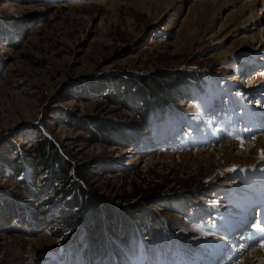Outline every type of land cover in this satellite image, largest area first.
<instances>
[{"label": "rangeland", "instance_id": "374dc122", "mask_svg": "<svg viewBox=\"0 0 264 264\" xmlns=\"http://www.w3.org/2000/svg\"><path fill=\"white\" fill-rule=\"evenodd\" d=\"M244 3L0 0V264H79L82 254L94 264L93 247L132 264L144 245L163 264L252 255L264 207V0L237 19ZM107 127L120 143L102 140ZM44 137L71 162L45 193ZM84 168L85 195L70 204ZM245 211L244 243L234 226ZM88 220L123 226L97 246Z\"/></svg>", "mask_w": 264, "mask_h": 264}, {"label": "trees", "instance_id": "16d2710c", "mask_svg": "<svg viewBox=\"0 0 264 264\" xmlns=\"http://www.w3.org/2000/svg\"><path fill=\"white\" fill-rule=\"evenodd\" d=\"M105 86L106 85H104V83H103L102 86H101V84H97L93 88H94V90H102L103 88L105 89ZM106 130H108L110 132V133H108V134H110L109 137L105 138L103 133L101 134V137H103L102 140L105 143H107V145L110 146V144H112V143L113 144L120 143L119 141H117L116 137L114 135H112L113 131H111L109 129V127H107ZM36 147H37L36 151H37V154H38V158H41L44 161V165L46 167L47 166L50 167L49 168L50 169L49 170V176L47 177V180H46V185H45V187H43V190H42V192L45 193L48 190L47 187L52 184V181L55 180V182H56L55 185H56L58 180H62L63 179V175L65 177V180H66V178H68L67 174H68V170H69V168L71 166V162L67 161L66 158H64V160H63L61 158V156H60L58 147L51 140H49L46 137H44V140L39 141L37 143ZM20 168H22V167H19V166L17 167V169H20ZM58 168H60V169H58ZM87 173H88V168L81 169V171L78 170L77 173L75 172V175H74L75 180L73 182L74 186L76 187L74 189L75 191L70 190V188H69V191H67L68 196L72 197L70 199V201H69L70 204L76 205V204L80 203L79 199L82 198L81 196L85 195V190H84L83 186L85 185V183L89 182V175ZM72 191L75 194H73ZM37 193H40V191H38ZM65 193H66V191H65ZM31 194L33 196H36L35 193H31ZM95 200H97V199L96 198L95 199L91 198L90 202L92 204L93 213L98 214V209L99 208H98L97 201H95ZM107 204L108 203H104L103 205H107ZM104 207H106V206H104ZM110 207H112V206H109V208ZM64 210L65 209H62V211H64ZM68 214L70 216L69 218H75L76 219V215L75 214H72L71 212L68 213ZM95 214H92V215L96 216ZM119 220H115L114 221L115 223L114 222L108 223L109 221H107V223H105L106 225L103 223V227H105V228L100 227V225L98 226V224L95 225L98 228V231L94 228V226H92L90 220H88L86 228L85 227H83V228L85 229V232H88L89 240L90 241L91 240L94 241V242L91 241V244H93V245L96 244L98 246L99 244H105L104 232H106L107 228L109 230H111V232L115 231L114 229H118V227H119V230H121L123 225H122L121 222H119ZM70 224L74 225V227H75V222L74 223H70ZM88 225H91L92 227L88 226ZM99 228H101L100 231H99ZM119 230H116V231H119ZM118 233L119 232H117V234ZM96 249H97L96 247L88 249L87 250L88 253L86 255V256H90V259H93L94 262H96L94 264H115L113 262L110 263V262H107V261L104 260L105 257L107 258L108 255H106L104 258L102 256H98L97 252H99V250H96ZM84 256H85L84 254L81 255L80 263L81 264H89L90 262H87V261H85V259H83Z\"/></svg>", "mask_w": 264, "mask_h": 264}, {"label": "bare ground", "instance_id": "6f19581e", "mask_svg": "<svg viewBox=\"0 0 264 264\" xmlns=\"http://www.w3.org/2000/svg\"><path fill=\"white\" fill-rule=\"evenodd\" d=\"M260 1L261 0H245L244 7H242L241 9H239L235 13V17L237 19H240L241 17H243L244 15H246L245 14V9L247 7H249V8H253V7L256 8L257 7V3L260 2ZM251 17H252L253 20L256 18L255 15H252ZM261 72L259 71L258 73H259L260 76H263V74ZM254 87L255 86H252V88H254ZM261 141H262L261 139L258 140L259 143ZM258 206H260V205H258ZM255 212H257L256 214L260 215V220L257 223H259V225H260L261 228H264V227H262V226H264V207L263 208H256ZM242 219H243V221H241V220L239 221L241 223H239L238 221H236L238 223L234 226V230L235 229L237 230V232H235L236 233L235 235L237 237L240 234V236L238 238V239H240L239 241H242V242L245 243L246 242V240H245L246 239V235L244 237V234L243 233L245 232V230L243 228V225H244V222L251 221L250 213H248L247 211H245L244 217H242ZM252 220H254V219H252ZM248 225H250V223H248ZM252 227H253V230L252 231L249 230V232H248V235L250 233H251V235H249L250 236V239L248 238L249 240H247V242L254 243V244H252V247L251 248H248V250L255 249V251L252 253V255L250 257L247 256L244 259L243 262L238 263V264H255V262L257 260H260L261 261L260 264H264V244H262V242H264V232L257 231L256 225H252ZM248 228H251V226L248 227ZM241 229H243V231H241ZM234 241H236V240H234ZM254 245H256V246H254ZM230 246H231L230 248H232V243H231ZM143 247L141 248L142 250H140V252L137 254L136 260L135 261L130 260V262L132 264H134V263H136V264H163L164 263V262L155 263V262H151L150 260H148L147 253H145L147 251L146 248H145V245ZM245 248H247V246L244 245V248H242V250H244ZM239 252H242V251H240V249H239ZM233 253H234L233 250L229 253V257H231V258L230 259L228 258L229 259L228 261H230L231 259H232V261H235V259H238L239 258L237 256L233 258ZM141 254L143 256H145V257H141L140 256ZM244 254H246V253H244ZM218 255H221V253H219ZM228 261H226L223 264H228L227 263ZM170 264H189V262L185 261L178 254V255H175V257L172 259V261H170ZM207 264H214L213 259L210 258V260L207 262Z\"/></svg>", "mask_w": 264, "mask_h": 264}, {"label": "snow or ice", "instance_id": "6c2138e0", "mask_svg": "<svg viewBox=\"0 0 264 264\" xmlns=\"http://www.w3.org/2000/svg\"><path fill=\"white\" fill-rule=\"evenodd\" d=\"M237 139H238V142H240L241 145H243L242 138H237ZM253 139H254V137H253ZM261 158L264 159V150H262V152H261ZM256 229H257V231L264 232V228H261L259 223H257ZM262 244H264V242H262Z\"/></svg>", "mask_w": 264, "mask_h": 264}]
</instances>
